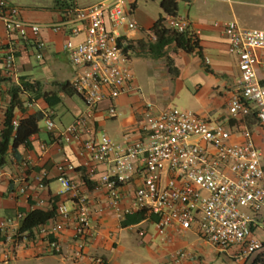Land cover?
<instances>
[{
    "label": "built area",
    "instance_id": "1",
    "mask_svg": "<svg viewBox=\"0 0 264 264\" xmlns=\"http://www.w3.org/2000/svg\"><path fill=\"white\" fill-rule=\"evenodd\" d=\"M126 1L110 0L83 8L70 6L71 0H57L63 19L42 25L25 21L18 7L0 0V22L8 39L2 53L4 75L14 78L18 74L17 40L37 39L43 29L58 33L70 27L71 39L65 45L75 71L70 83L83 95L87 108L62 129L56 128L51 117L45 119V125L60 141L81 146L88 175L94 178L99 174L100 183L109 189L112 210L121 217L145 209L157 217L160 232L170 226L190 229L196 224L202 239L222 252L234 249L236 260L263 252L264 239L255 235L254 227L259 225V213L264 210V152L244 122L254 116L264 130V54H260L264 50V28H245L237 21L222 24L229 51L239 57L240 70L228 119L205 118L171 105L155 111L153 103L146 102L143 138L120 142L106 132L98 134L89 117L104 101L110 102L108 116L116 117L119 111L114 101L118 97L142 93L130 54L125 50L127 39L119 33L122 27L140 29L139 24L129 20ZM164 25L178 33L198 34L190 30L183 17H168ZM83 31L84 38L75 40ZM45 46L44 41L36 40L38 58H42ZM230 120L243 125L233 126ZM14 125H18L17 119ZM101 164L108 166L105 171H99ZM76 167L69 159L57 164L62 190L73 192L76 198L75 210L59 204L53 222L37 226L32 233L19 232L17 227L26 214L2 218L0 234L7 242L15 245L45 237L50 248L60 253L62 246L55 237L72 225L80 251L85 248L95 231L92 214L103 212L104 207H94L89 197L79 191L70 177ZM139 172L142 182L131 205L124 207L119 187L131 182ZM39 180L40 187L45 188L42 177ZM19 191L26 193L27 186L22 185ZM45 203L42 198L38 205ZM174 256L176 264H181L186 252L179 250ZM93 261L105 264L102 258Z\"/></svg>",
    "mask_w": 264,
    "mask_h": 264
},
{
    "label": "crops",
    "instance_id": "2",
    "mask_svg": "<svg viewBox=\"0 0 264 264\" xmlns=\"http://www.w3.org/2000/svg\"><path fill=\"white\" fill-rule=\"evenodd\" d=\"M6 1L18 7L21 17L31 23L51 25L63 19L57 0ZM74 1L76 6L83 8L97 4L91 0ZM141 1L127 0L125 7L129 20L139 24L140 29L136 31L122 27L119 30L122 37L134 44L139 40H154L151 34L154 24L161 17L165 19L171 17L162 9V0H144L146 7H141ZM181 1L192 4L195 0H179L177 17L187 19L190 30L198 33L196 37L201 53L198 51L188 53L172 47L167 52L169 62L166 56L153 58L145 53L132 52L131 63L142 93L118 97L114 101L119 111L116 117L107 114L109 101L101 103L89 117L90 125L98 134L106 132L120 142L143 138L145 103L152 102L155 111H159L170 106L168 98L173 93L178 95L181 91H188L195 97L196 102L203 106L204 111H201L203 115H214L210 119H228L229 102L235 93L240 75L239 57L228 49L222 22L217 26V22L204 18L183 16L180 12ZM260 6L264 8V3ZM84 36L83 31L75 40H82ZM70 39V27H67L58 33L43 29L37 39L31 37L30 40H17L15 43L18 74L14 78H7L0 85V130L4 113L11 101L10 90L14 84L24 80L39 81L42 90L49 93L50 102L42 97L35 98L31 91L21 93L17 99V120L37 111H43L45 118L41 120L44 124L40 122L39 132L31 137L30 145H20L16 155L11 150L6 162L0 163V219L17 218L20 213L27 214L38 208L53 213L47 220V223H51L56 217L59 204L65 203L75 210L74 193L63 191L58 181L57 164L64 159L71 160L77 166L76 170L70 173V177L77 183L79 191L89 197L94 207L102 206L104 211L93 212L91 222L95 231L86 241L82 251L73 226L69 225L55 237L62 246L60 253L50 248L45 237L14 245L0 234V259L5 261L4 264H8V260H12L14 264H94L95 258H102L106 264H176L174 255L177 251L183 250L186 257L181 264L213 263L212 253L216 251L219 254L222 251L214 245L210 250L205 248L204 245L209 242L200 237L196 224L190 229L170 226L164 232H160L157 217L148 211L144 214L135 210L119 217L109 206V189L100 183L99 174L94 178L88 175V166L84 164L85 159L80 155L81 146L60 141L55 132L46 128L47 117L55 121L59 130L73 122L87 108L83 95L76 92L70 83L75 72L65 48ZM36 40H42L46 44L42 58L37 57ZM7 42L4 25L0 22V69L3 76L5 75L1 59ZM260 54H264V50H261ZM33 56L39 61L38 64L33 63ZM139 71L143 75L142 78ZM230 123L237 127L243 125L235 120H230ZM244 124L252 130L264 152V130L258 125L256 118L249 116ZM107 167L101 164L99 171H105ZM40 177L46 185L45 188L39 185ZM141 182L142 174L139 172L131 182L119 187L124 207L131 205ZM22 185L27 186V192L24 194L19 191ZM42 198L46 203L38 205ZM258 219L259 225L254 227V233L260 239H264V210L259 213ZM17 223L19 227L20 222ZM233 252L234 249L225 253L231 259V264L264 262V251L243 260H236Z\"/></svg>",
    "mask_w": 264,
    "mask_h": 264
},
{
    "label": "trees",
    "instance_id": "3",
    "mask_svg": "<svg viewBox=\"0 0 264 264\" xmlns=\"http://www.w3.org/2000/svg\"><path fill=\"white\" fill-rule=\"evenodd\" d=\"M75 1L71 0L70 6L75 5ZM161 7L164 12L171 16L177 17L179 11V0H162ZM165 18L161 17L152 27L151 34L154 36V40H139L137 44H134L131 40H127L125 50L131 54L132 52L138 54H147L153 58H161L166 56L170 62L167 52L174 47L175 50H183L188 53L198 51L201 53V47L197 37L190 34V32L178 33L175 30L167 28L164 25ZM139 50V51H138ZM1 59V63H2ZM8 77L3 76L0 69V85ZM25 91H31L34 93L35 98H45L50 102L49 93L43 91L41 88V82L24 80L19 84H14L11 87V101L6 108L4 118L2 122V128L0 130V163L6 162V158L9 152L12 150L14 155L17 154V150L20 145H30L31 137L38 133L40 130V122L45 118L43 111H37L35 113L23 116L18 119V125H14L16 119V106L19 95ZM145 214V209H139ZM143 215V214H142ZM53 216L50 211L44 209H33L29 211L23 218L19 232L32 233L34 228L46 223ZM106 264V261H104Z\"/></svg>",
    "mask_w": 264,
    "mask_h": 264
},
{
    "label": "rangeland",
    "instance_id": "4",
    "mask_svg": "<svg viewBox=\"0 0 264 264\" xmlns=\"http://www.w3.org/2000/svg\"><path fill=\"white\" fill-rule=\"evenodd\" d=\"M91 1L92 3H99L106 0ZM141 2V7H146V4L143 3L144 0ZM263 3L264 0H231L230 3L195 0L192 4H186V2L181 1L180 12L183 16L190 15V18H204L207 21L217 23H224L236 19V21L242 27L261 28L264 21V8H262L260 5ZM157 9H159V6H157ZM32 61L34 64L39 63V61L34 56L32 57ZM139 76L141 78L143 76L141 71H139ZM168 100L171 106H176L179 109L195 112L205 118H213L214 116L210 114L203 115V106L198 101L196 102L195 97L188 91H181L178 95L173 93V95L170 96ZM41 124H44V121H41ZM204 246L207 250L214 248V246L210 243ZM225 253L226 252H221L218 254L216 251H214L212 253L214 256V262L211 264H231V259H229ZM8 261V264H14L11 262L12 260ZM4 263L5 261L0 260V264Z\"/></svg>",
    "mask_w": 264,
    "mask_h": 264
}]
</instances>
